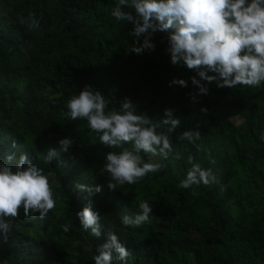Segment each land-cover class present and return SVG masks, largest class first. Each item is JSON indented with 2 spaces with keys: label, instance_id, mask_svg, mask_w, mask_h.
Instances as JSON below:
<instances>
[{
  "label": "trees",
  "instance_id": "trees-1",
  "mask_svg": "<svg viewBox=\"0 0 264 264\" xmlns=\"http://www.w3.org/2000/svg\"><path fill=\"white\" fill-rule=\"evenodd\" d=\"M116 3L0 0V162L9 152L17 158L26 153L49 177L56 199L43 219L38 213L26 219L21 210L7 242L0 233V264H94L109 229L131 253L113 264H264V83L231 89L207 84L208 94L193 103L189 77L196 74L170 64L164 33L154 35L151 53L126 51L137 38L130 35L131 24L111 16ZM31 13L40 22L36 30L21 23ZM173 77L188 80V87H169ZM85 84L110 101L106 111H118L124 97L138 105L137 114L157 118L165 108L176 110L181 126L170 134L173 153L167 160L141 153L146 162L164 165L162 171L109 191L104 154L121 149L106 148L86 121L65 116L67 100ZM197 124L199 140L179 139ZM65 136L75 141L67 153L58 144ZM53 148L59 156L46 164ZM176 153L180 160L172 158ZM188 155L218 178L196 188V196L179 187ZM73 181L101 185L102 191L87 197ZM89 200L101 217L99 238L75 216ZM141 200L153 209L151 223L123 225L121 217L134 216Z\"/></svg>",
  "mask_w": 264,
  "mask_h": 264
},
{
  "label": "clouds",
  "instance_id": "clouds-1",
  "mask_svg": "<svg viewBox=\"0 0 264 264\" xmlns=\"http://www.w3.org/2000/svg\"><path fill=\"white\" fill-rule=\"evenodd\" d=\"M111 16L117 22L132 25L130 35L137 39L126 50L128 53L143 55L155 51L154 35L165 34V51L169 54L170 64L196 74L189 77L196 89L188 93L193 103H198L201 95L208 94L207 84L231 89L259 87L264 83V0H117ZM21 23H27L31 30L40 26L35 13ZM174 85L188 87V80L173 77L168 86ZM109 103L101 91H93L91 85L85 84L78 94L67 100L65 116L86 121L88 129L106 148L121 149L104 154V171L108 173L106 186L109 191H116L118 187L135 185L149 174L162 171L164 165L146 162L141 153L167 160L173 153L170 134L181 126V119L175 115L174 108H165L163 116L157 118L146 112L137 114L138 105L129 97L119 101L118 111H106ZM200 112L207 114L208 109L201 107ZM260 138L264 140V133ZM179 139L195 143L200 139L199 125L195 130L184 131ZM74 143L71 137L60 138V152H69ZM11 148H18L15 140ZM197 148L199 150L198 145ZM58 156L55 148L49 149L44 162L50 164ZM172 158L180 160L181 155L176 153ZM2 160L0 233L7 242L11 222L19 218L21 210L26 219H35L37 213L43 219L56 207V199L49 177L26 153L17 158L15 152H9ZM209 162L214 164L215 160L210 158ZM186 163L190 167L179 183L181 189H192V195L196 196V188L218 182L212 169L204 168L194 156L188 155ZM72 183L76 192L87 194V197L102 191L101 185ZM152 213L148 201L141 200L138 212L134 216L123 215L121 223L139 227L151 223ZM75 216L84 231H90L97 238L101 236V217L93 211L90 200ZM61 228L64 232L69 231L67 225H61ZM104 235V242L92 257L94 264H113L114 258L126 261L131 253L119 236L111 229Z\"/></svg>",
  "mask_w": 264,
  "mask_h": 264
},
{
  "label": "rangeland",
  "instance_id": "rangeland-1",
  "mask_svg": "<svg viewBox=\"0 0 264 264\" xmlns=\"http://www.w3.org/2000/svg\"><path fill=\"white\" fill-rule=\"evenodd\" d=\"M233 122H234L235 124H239V123H240V119L233 120Z\"/></svg>",
  "mask_w": 264,
  "mask_h": 264
}]
</instances>
